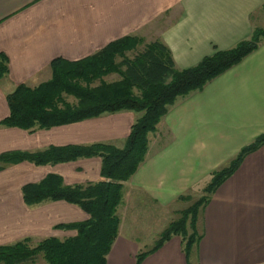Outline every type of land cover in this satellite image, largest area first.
Segmentation results:
<instances>
[{"label": "crops", "instance_id": "0c3cea01", "mask_svg": "<svg viewBox=\"0 0 264 264\" xmlns=\"http://www.w3.org/2000/svg\"><path fill=\"white\" fill-rule=\"evenodd\" d=\"M263 2L0 0V52L7 59L0 77V118L8 112L6 93L17 83L34 85L49 78V61L55 56L77 59L110 40L136 35L141 38L137 49L159 40L175 68L187 67L215 48L249 36L256 25L253 13ZM137 114L120 109L33 131L0 125V152L94 141L121 146ZM263 131L264 37L201 88L176 98L147 133L144 157L122 183L117 234L104 264H136L135 254L153 245L168 222L195 199L211 171ZM20 164L28 166L27 173H18ZM99 166V156L93 155L41 165L22 160L0 169V244L23 236H60L54 224L86 217L78 205L63 199L24 204L22 183L47 172L60 174L66 184L91 182L100 178ZM143 204L151 207L145 214ZM152 206L160 231L145 247ZM195 229L198 237L187 256L180 237L171 235L137 264H264V142L208 194L197 209Z\"/></svg>", "mask_w": 264, "mask_h": 264}, {"label": "trees", "instance_id": "16d2710c", "mask_svg": "<svg viewBox=\"0 0 264 264\" xmlns=\"http://www.w3.org/2000/svg\"><path fill=\"white\" fill-rule=\"evenodd\" d=\"M261 8H264V2ZM263 37L264 27L254 25L249 36L233 45L215 48L195 64L175 68L169 49L161 41L151 40L137 49L141 38L123 35L77 59L51 58L49 78L37 84L17 83L5 95L8 112L0 118V125L33 131L120 109H132L138 114L130 123L121 146L94 141L0 152V169L22 160L41 165L81 156L100 158V178L95 181L66 184L60 174L47 172L37 180L21 184L24 204L63 199L78 205L86 217L53 225L54 228L71 229V234L46 235L33 245L28 243V236L0 244V264H104L117 234L116 206L121 200L122 183L143 159L147 133L154 130L157 121L176 98L201 88L208 79L253 50ZM128 50L133 51L132 55L125 54ZM6 71L7 59L0 52V77ZM110 72L118 73L119 77L104 81L102 76ZM263 142L264 131L242 145L225 165L212 170L201 188L204 193L179 210L177 218L168 222L150 248L135 254V263L171 235L180 237L182 251L187 256L198 237L195 229L198 207L231 174L241 158ZM39 260L41 262L37 263Z\"/></svg>", "mask_w": 264, "mask_h": 264}, {"label": "rangeland", "instance_id": "374dc122", "mask_svg": "<svg viewBox=\"0 0 264 264\" xmlns=\"http://www.w3.org/2000/svg\"><path fill=\"white\" fill-rule=\"evenodd\" d=\"M253 19H254V22H255V24L256 25H260V26H262V27H264V8H259V9H257L254 13H253ZM132 53H133V51L132 50H128V51H126L125 52V54L126 55H128V56H130V55H132ZM116 58V60H118L119 59V57L118 56H116L115 57ZM119 77V75H118V73H116V72H110V73H107V74H105V75H103L102 76V79L104 80V81H111V80H115V79H117ZM95 82H97L96 80H95ZM94 82V83H95ZM70 98V97H69ZM71 99V98H70ZM18 167L20 168V169H18V173H21V174H23V173H27L26 171H28V166L26 165V164H20V166L18 165ZM202 193H204L202 190H200V192H198L196 195H195V197L194 198H196L197 196H199L200 194H202ZM175 204L176 205H178V206H180V207H182L183 206V204H182V202H175ZM35 206V205H34ZM153 207V206H152ZM151 209V207H150V205H148V204H143V206L140 208V210L142 211V212H144V214L146 213V212H148L149 210ZM156 211H157V209L155 208V207H153V210H152V214H153V218L152 217H150V218H147V220H150V221H147L148 222V224L150 225V228L148 229V236H147V244H146V246L145 247H148L152 242H153V240L155 239V237L157 236V234H158V232L160 231V230H158V223H159V221L158 220H156V219H158L159 218V215H156ZM178 215H179V213H178ZM177 215V216H178ZM156 217H158V218H156ZM60 231H58L59 233H60V236H62V235H65V234H67L68 232H69V230H66V229H59ZM189 231V229L187 230V232ZM59 236V237H60ZM41 238V236H39V235H33V236H29L28 237V243L30 244V245H33L34 243H36L39 239ZM39 262H41V260H39V261H37V263H39Z\"/></svg>", "mask_w": 264, "mask_h": 264}]
</instances>
